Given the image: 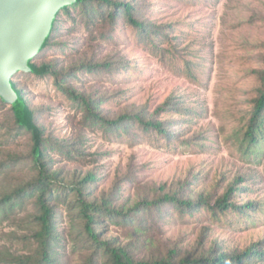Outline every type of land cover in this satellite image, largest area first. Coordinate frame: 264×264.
<instances>
[{"label": "rangeland", "instance_id": "1", "mask_svg": "<svg viewBox=\"0 0 264 264\" xmlns=\"http://www.w3.org/2000/svg\"><path fill=\"white\" fill-rule=\"evenodd\" d=\"M144 3L148 5L147 20L165 27V40L163 34L152 35L144 43L123 18L112 26L99 18L88 25L89 18L82 16L84 10L77 9L70 17L58 18V45L40 54L35 63H54L58 72L63 68L73 70L77 78L74 82L67 80V85L86 97L101 99L99 112L110 122L125 114L144 115L145 110L150 116L174 98V104L183 99L186 109H194L193 124H187L182 136L167 143L137 126L121 130L125 134L120 136L116 130L107 132L87 125L83 110L76 109L74 102L58 90L53 78L41 80L19 73L14 81L29 105L45 112L40 124L62 141L78 142L82 151L83 157L54 156L55 171L59 173L55 186L60 191L69 190L91 171L101 179L94 184V197L115 199L119 187L120 203L130 200L132 206L145 200L158 201L163 193L179 192L182 184L191 181L186 196L193 195L194 202L200 196L210 197L213 205L236 176L249 175L252 178L242 186L247 191L234 196L235 203L243 206L257 202L264 206V160L260 165L250 164L239 153L241 131L264 87V0ZM89 63H109L122 69L126 63L129 65L119 72L89 75L81 68ZM174 108L170 119L178 122L180 116L175 113L179 111ZM166 115L162 112L157 117L165 127L170 122ZM14 122L11 107L0 104V161L13 156L24 159L31 150L28 136L11 138L9 145L1 144ZM26 169L0 176V196L34 176ZM60 209L64 215L58 231L64 232L65 242L60 264H82L87 254L73 251L75 235L78 228L83 229V222L74 220L62 205ZM199 211L182 217L166 210L163 219L148 221L146 232L106 228L102 230L103 238L118 239L128 246L135 261L165 260L173 251L176 261L190 260L199 258L214 244L223 252L241 251L251 248V239L257 243L264 239L263 210L258 212L256 225L254 219L238 221L236 211L224 212V218L217 220H212L202 207ZM33 213L16 212L9 220L0 221V259L11 253L16 257L34 254L35 228L29 218ZM248 213L253 216L254 212Z\"/></svg>", "mask_w": 264, "mask_h": 264}, {"label": "trees", "instance_id": "2", "mask_svg": "<svg viewBox=\"0 0 264 264\" xmlns=\"http://www.w3.org/2000/svg\"><path fill=\"white\" fill-rule=\"evenodd\" d=\"M137 2H141V7H138ZM77 9L84 10L82 16L89 18L88 25L95 23L92 22L94 18L102 19L110 26L123 18L129 26L134 28L138 39L144 43L152 35L158 37L163 34L161 35L162 38L166 39L165 27H158L147 20L149 11L144 0H77L73 6L67 7L57 15L51 36L39 55L45 53L48 49H54L58 45V18L61 16L70 17L72 10ZM60 47L64 48L63 45H60ZM36 58L32 62L33 73L27 76L30 75L41 80L53 78L56 81L58 90L74 102L76 109L83 110L84 121L90 127L101 128L107 130V132L116 130V132H121L120 136H122L125 133L121 130H128L133 126H137L144 129L148 135L158 138L157 141L163 139L167 143L168 140L175 139L180 134L182 136L184 127L187 124H193L194 109H186L183 99L177 100V103L174 104V98L169 100L168 105L157 109L150 116L145 110L144 115L125 114L117 121L110 122L99 112L103 103L101 99L95 100L93 97H86L67 85V80L74 82L77 78L73 70L67 72L63 68L61 72H58L56 64L42 63L37 65L35 63ZM128 65L126 63L124 69H122L118 65L116 67L109 63L95 65L89 63L81 68H84L82 71H86L89 75L103 72L111 74L114 71L125 70ZM14 87L25 101V124L22 125L17 119L13 108L0 99L2 106L11 107L15 120L13 125H9L8 131L1 139V144L7 143L9 145L11 138L28 136L32 146L28 157L24 159L15 158V156L11 159H2L0 161V176L10 174V172L18 174L27 167L29 172L33 171L34 176L22 185L12 189L9 193L0 196V221L9 220L11 215L16 212L30 213L34 211L29 218H31L35 228L32 238L35 240L36 249L34 254L24 257H16L12 253L4 255L0 259V264H60L61 255L65 249L64 232L61 234L58 231V226L61 219L63 221L64 215L60 209L61 205L73 214L74 220L83 222L82 230L76 225L71 226L73 229L78 228V233L75 235L76 244L73 254H77L78 251L87 254V258L82 264H264V239L258 243L253 242L251 239V248H245L241 251L223 252L218 244H214L208 250L203 251L199 258L190 260L176 261L174 259L175 251H173L172 256L165 260L135 261L128 246H123L118 239L110 237L104 239V233L102 232L106 228L114 227L133 228L136 234L142 231L146 232L148 221L163 219L167 215L166 210H173L172 215L178 213L183 217L187 213L193 215L195 212H200L201 207L210 214L212 220L224 218L221 215L224 212L236 211L238 221L245 218L247 223L254 219L256 225L259 219L258 212L263 210L264 215V206L257 202H247L245 205L239 206L236 205L234 198L237 194H245L247 189L242 188V186L246 181H250L251 176H236L233 184L227 186L223 197L213 205L210 197L200 196L194 202L193 195L186 196L184 192L191 187V181L182 184L179 192L163 193L158 201L145 200L142 203L130 206V200H128L121 204L119 187L115 195L116 203L112 197L99 199L94 197L96 189L94 184L99 183L101 179L91 171L81 178L76 185L73 183L69 190L64 188L60 191L55 186L59 173L55 171L54 156L83 157L80 145L78 142L62 141L48 132L40 124L41 117L45 115V112L29 105L24 91L19 89L15 81ZM174 107H177L179 111V114L175 113V115L180 116L178 122L170 119ZM162 112H167L166 118L170 119L167 127H165L163 120L157 119ZM241 136L239 153L247 158L246 162L248 163L257 162L258 165L262 164L264 159L260 158L264 157V87L255 101L250 119H248L245 129L241 131ZM184 144L188 143L185 142ZM15 166H18L17 170L13 169ZM249 211L254 212L253 216L248 213ZM242 213L243 216H241ZM249 257H253V260H250Z\"/></svg>", "mask_w": 264, "mask_h": 264}, {"label": "water", "instance_id": "3", "mask_svg": "<svg viewBox=\"0 0 264 264\" xmlns=\"http://www.w3.org/2000/svg\"><path fill=\"white\" fill-rule=\"evenodd\" d=\"M77 0H0V99L25 124V101L14 87L51 36L57 15Z\"/></svg>", "mask_w": 264, "mask_h": 264}]
</instances>
